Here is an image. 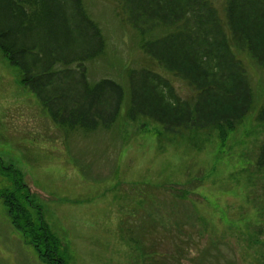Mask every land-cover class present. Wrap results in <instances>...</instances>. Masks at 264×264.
Wrapping results in <instances>:
<instances>
[{"label": "rangeland", "instance_id": "rangeland-1", "mask_svg": "<svg viewBox=\"0 0 264 264\" xmlns=\"http://www.w3.org/2000/svg\"><path fill=\"white\" fill-rule=\"evenodd\" d=\"M223 16L224 0H212ZM105 39L89 81L151 69L181 98L194 91L139 48L116 0H83ZM252 86L264 71L247 67ZM250 112L222 145L216 131L168 139L160 126L120 120L110 130L65 132L0 53V158L18 169L64 264H258L264 252L256 169L264 125ZM0 173V189L10 188ZM0 264H45L0 200Z\"/></svg>", "mask_w": 264, "mask_h": 264}, {"label": "trees", "instance_id": "trees-1", "mask_svg": "<svg viewBox=\"0 0 264 264\" xmlns=\"http://www.w3.org/2000/svg\"><path fill=\"white\" fill-rule=\"evenodd\" d=\"M116 1L143 54L192 88L193 99L181 98L151 69L89 81L87 63L106 43L83 0H0V53L53 124L88 134L142 119L160 126L168 139L216 131L222 145L250 112L264 125V86L253 87L247 70L264 71V0H224L222 18L212 0ZM258 152L255 166L262 170L264 142ZM0 173L11 183L0 189V200L13 228L41 262L64 264L21 172L0 158ZM261 188L262 213L264 179Z\"/></svg>", "mask_w": 264, "mask_h": 264}]
</instances>
